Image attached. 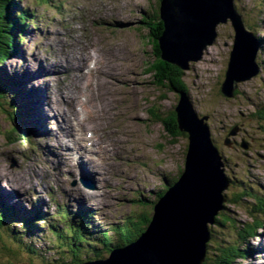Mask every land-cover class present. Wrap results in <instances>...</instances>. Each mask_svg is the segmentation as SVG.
<instances>
[{"label": "rangeland", "instance_id": "rangeland-1", "mask_svg": "<svg viewBox=\"0 0 264 264\" xmlns=\"http://www.w3.org/2000/svg\"><path fill=\"white\" fill-rule=\"evenodd\" d=\"M13 1L17 3L16 0ZM17 4L16 9L28 12V26L15 54L7 56L6 62L1 63L0 80L1 87L4 85L10 90L6 87L3 89L5 91L7 89L11 103L22 105L20 113L25 120L39 116L32 111L36 108L33 109L31 106L34 104L33 100L37 101V92L27 88L41 85L43 89L53 92L55 89H61L63 84L77 86L86 76L82 78L83 70L80 66L75 67L76 77L71 79L65 77L72 72L67 68L59 75L46 70L55 61L62 64L54 56L57 51L67 48L77 52L83 48L84 41L88 40L87 37L98 39L102 49H106L108 45H118L120 59L109 54L108 51L103 53L106 57L100 53L97 56L100 59L104 58L109 66L113 67L112 73L117 72L116 76H109L107 79L105 76L108 75L106 72L109 73V70L106 71L100 60L90 65L89 74V78L93 81L97 76L103 79L105 77L108 81L107 86L101 89L107 95L108 103L94 99V104L102 105L103 102V106L109 111L103 129L97 133L102 138H109L114 147H109L108 153L101 149L98 151L100 160L90 161V166L97 169L96 181H91V178L86 176L85 185L80 183L79 177L82 178V174L73 164L68 152L79 146L84 147L83 145L89 148L90 144L87 145L81 139V137L86 138L85 135L80 136L77 132L72 137L75 141L73 143L70 134L58 120V115H55V123L51 119L48 124L47 140L50 147L57 151L55 155L50 156L53 159L57 156L62 157L63 164L58 167L54 164H50V167L44 164L46 176H41L42 179L40 177L33 179L30 173L35 164L34 158H37L36 152L29 153L28 143L10 142L5 134L10 123L0 117V169L8 173V178L6 177L8 180L12 179L21 186L15 190L18 193L17 206L8 204L7 200L0 196L2 206L9 205L20 213H26L31 204L37 200L43 213L55 217L53 215L57 204L75 209L79 200L85 198L90 208L83 206L77 208L95 209L92 211L97 217H93V224L97 228L124 221L130 213L137 212L145 206L152 215L151 207L159 191L163 190L161 189L163 180L176 178L180 170H184L187 146L186 139L170 137L148 113L154 107L164 118L168 108L174 106L177 108L182 99H185L182 93L178 96L157 88L154 76L149 72V66L154 58L144 38L146 31L142 27H140L142 30H139V23L145 14L151 12L155 0H20ZM102 4L107 5L108 16L101 13ZM234 6L245 25L249 28L258 27L260 32L257 36L264 39V0H234ZM115 9L120 12L118 18L109 16ZM233 36L234 32L229 20L225 24H219L216 27L214 43L206 48L200 60L187 64L182 80L186 86V101L191 103L197 116L207 117L203 123L208 127L213 143L225 161L224 172L227 178L235 181L243 180L262 190L264 189V121L256 118L257 115L254 114L264 107V44L259 48L262 54L259 58L257 56V60H262V72H260L262 75L237 83L235 90H238V95L227 98L221 93V84L224 80ZM77 53L79 57L84 55L81 51ZM28 59L31 63L34 62L33 59L41 61L45 70L36 77L37 81L28 73L29 78L16 83L20 80L21 74L22 77L25 76V67L23 66L22 69L21 65L22 63L26 65ZM12 81H15L16 85H13ZM83 85L86 86V83ZM96 85L93 84L90 91L93 96ZM17 89L28 91L27 97L22 100L18 93L15 97L13 93L19 91ZM30 92L31 97L28 96ZM61 107L64 108L63 105ZM42 113H45L43 108ZM188 116L191 117L189 113ZM18 123L22 128L23 123L20 119L17 120L16 125ZM23 129L26 134L34 138L40 136L37 134L38 131L31 133L24 126ZM64 132L68 137L64 136ZM28 182H30L29 186ZM0 185H3V179L0 180ZM236 186L237 182H233L223 192L227 197L222 203L224 209L218 210L214 218L225 214L235 222L236 227L241 229L250 224L252 219L242 206L228 202L230 193L237 192ZM141 203H145V206ZM23 207L25 210L21 209ZM60 225L58 228L61 227ZM37 226L42 224L38 223ZM213 226L215 225H209V227ZM13 228L19 230V224ZM46 236L50 238L43 227L41 238L35 242L36 252L48 249ZM222 242L227 243L224 239ZM239 245L244 256L236 259L235 264H264V223L255 237L247 238ZM65 252L67 251L64 250L63 253ZM249 252L250 256H247ZM14 253L16 252L11 251L7 242L0 237V264H44L45 261L38 256L33 257L23 253L13 257ZM57 257L58 255L53 257L47 255L46 261L48 264H54L51 261ZM81 260H83L82 256Z\"/></svg>", "mask_w": 264, "mask_h": 264}, {"label": "water", "instance_id": "water-1", "mask_svg": "<svg viewBox=\"0 0 264 264\" xmlns=\"http://www.w3.org/2000/svg\"><path fill=\"white\" fill-rule=\"evenodd\" d=\"M159 18L163 29L157 45L162 62L186 70L188 62L200 60L202 51L214 43L216 27L229 20L234 39L221 93L232 98L238 82L258 74L257 43L234 0H160ZM176 113L178 128L188 142L181 176L153 205L151 220L134 244L92 264L202 263L208 225L222 208L228 182L221 156L209 141L210 132L203 123L206 119L198 120L185 99Z\"/></svg>", "mask_w": 264, "mask_h": 264}, {"label": "trees", "instance_id": "trees-1", "mask_svg": "<svg viewBox=\"0 0 264 264\" xmlns=\"http://www.w3.org/2000/svg\"><path fill=\"white\" fill-rule=\"evenodd\" d=\"M16 1L17 3L20 2V0ZM17 3L13 0H0V67L7 56L15 54L18 44L22 42L21 39L26 26H28V12L16 9ZM159 3L160 0H155V6L151 8V12L145 14L140 20L139 30H142L140 28L142 27L146 31L144 38L150 46L154 58L153 63L149 66V72L153 74L157 88L165 89L179 96L182 92L186 93V86L182 80L184 71L186 70L166 64L160 59L161 54L157 40L163 28L159 20ZM247 29L251 31L258 45L264 44V39L257 36L260 32L258 27H247ZM261 54V49H259L258 58ZM256 62L259 65L260 72H262V60L256 59ZM259 75L262 74L258 71L256 78ZM0 82V117H3L10 123L7 133H5L7 139H10V142L27 140L23 126L21 128L19 123L16 125L17 120H21V115L16 112L19 108L11 103L8 97L9 94L3 90L6 86L3 85L1 87L2 81ZM233 93V96H237L238 90L236 89ZM259 110L254 115H257L256 118L259 120L264 121V107ZM148 113L154 119V122L160 124L164 132L170 137H183L187 140V135L178 128L176 106L168 108L164 118L161 117L160 112L154 107ZM186 150L187 146L185 154ZM182 172L183 169L180 170L176 178H170L166 181V186L168 187L158 194L157 200L162 198L165 192L178 181ZM233 182H237V192L230 193L231 197H228V202L242 206L252 219V222L240 229L225 214H220V217L214 218L213 225L215 226L208 227L209 241L205 245L204 258L201 264H235L236 259L244 256V253L242 254V250H240V242L244 243L247 238L255 237L262 223H264V189L259 190L256 185L252 186L243 180H229L228 187ZM155 203L156 201H154ZM141 204L145 206V203ZM221 207L224 209V205ZM59 210L58 220L54 219L49 225H47V220L45 223L51 235L49 238L50 246L48 243V248L50 247L51 250L56 247L55 249L59 250L57 252L59 256L51 261L54 264H64L66 261H69V264H78L81 261L104 259L112 249L135 243L145 232L152 217L150 210L148 211L145 206L141 210L131 213V216L127 217L124 225L113 228V236H110L107 232L93 231L89 221L85 219L75 221L73 216H68L67 210L63 208ZM33 211L20 215V212L13 210L11 207L0 206V237L7 242L11 251L16 252L13 255L23 253L24 255L33 257L38 256L45 260L43 261L44 264H48V261H46L48 258H45L44 255L45 250H40L38 253L36 252L35 244H33V238L37 236V233L41 232V228L39 231H35L38 224L36 221L39 218H43L40 216L38 210H35L36 214H33ZM15 223H19V230L13 228ZM59 225L61 226L60 228H58ZM216 228L218 229L216 230ZM27 235L30 236V239L26 241L24 239H26ZM222 239L226 240L227 243H223ZM45 240L47 241V236ZM64 250L67 252L63 253ZM81 256L83 260H81ZM247 256H250V252Z\"/></svg>", "mask_w": 264, "mask_h": 264}, {"label": "bare ground", "instance_id": "bare-ground-1", "mask_svg": "<svg viewBox=\"0 0 264 264\" xmlns=\"http://www.w3.org/2000/svg\"><path fill=\"white\" fill-rule=\"evenodd\" d=\"M106 7H107L106 4H102V10H103L102 13L105 16H108L107 15L108 8H106ZM119 13L115 9V11H112L109 14V16H113V17L118 18ZM95 18H97V16ZM159 20H160V18H159ZM77 33H79V32H77ZM87 38H88V40L84 41L83 48L78 50L84 54L82 57L77 56L78 51L74 52V51H70L67 48H64V49L57 51L54 54L55 58L58 61H60L62 64L55 61L51 64L50 67L46 68V70H50L51 72H54V74H56V75L61 74L62 73L61 71H63L66 68L68 70H72V72L65 75V77L71 79V78L76 77L75 67L80 66L81 69L83 70V72L81 73L82 78H84L85 75L86 76L77 86H76V84H74L72 86H70V84L69 85L63 84V87L61 89H55L53 92L43 89L41 85L40 86L37 85L34 88L31 87L30 89L27 88V90H30L32 92H37V94H36L37 101L35 102L33 100L34 104L31 105L33 109L34 108H36V109H34V110H32V108H30V109L32 111H35L39 115L38 117H34V116L29 117L28 120H25L23 114L20 113V110H22V105L21 104L18 105L17 103L15 104L19 108L16 110V112L19 115H21V121H22L25 129L30 130L31 132H32V130L39 132L40 144H39V142H37V143L39 144V148H41L45 151V153L42 152V158L37 159V161H36V163H38L40 167L37 166L36 164H34L32 167V169L34 170L33 173L35 174V176L42 175L46 171L45 167H42L43 162L47 163L49 165V167H50V164H54L55 167H58L60 164H63L62 158L60 156H57L55 159H53L50 156V155H55L57 151H55V149L50 147L51 145H50L49 141L47 140L48 139L47 136H49L48 124H49L51 119H53V122H54L55 115H58V117H57L58 120L61 122L62 126L65 127V129L67 130V133H69L71 137H73V136L71 134L70 127L79 128L80 132L86 131V132H92V133L96 134L99 130L103 129V125L106 123V117L108 118L109 111L103 106L104 105L103 102H102V105L101 104L95 105L94 99H101V100H104L105 102L108 103L109 99L107 98V95L101 91V89L106 87L108 84L107 83L108 81L105 79V77L108 79L109 76H116L117 72L112 73L113 67H110L104 58L100 59L97 56H98V53H100L101 55L106 57L103 53L108 51L109 54L115 55L117 58L120 59V54H119L120 49H119L117 44L108 45L106 47V49H102V47H100L101 43L98 39H95L94 37H87ZM261 44H263V43H261ZM261 44L258 45V43H257L258 50H259ZM205 50L206 49H204L202 51L201 56H203V54H204L203 52ZM257 54H258V52H257ZM33 60H34L33 63H31V61L29 59L26 60V65H23V63H22V65H21L22 69H23V66L25 67V69H24V75L25 76L22 77V74H21L20 80H17L16 83L23 82V81H25V79L29 78L28 73L32 79L37 81L36 77L39 75V73L41 71L45 70V67L41 61H37L35 59H33ZM96 60H100L104 64L103 67L106 68V71L109 70V73L106 72V74H108V75H106L104 77V79L101 76H97L96 79L93 81L89 78V74H90V70H91L90 65L93 64V62ZM189 63L190 62H188V64ZM32 69H33V71H32ZM226 69H227V67H226ZM244 82H246V81H244ZM12 83H13V85H16L15 81H12ZM84 83H86V86L83 85ZM240 83L241 82H238V84H240ZM93 84H97L94 87L95 88L94 96L90 93V91L92 90ZM44 88L48 89V87H44ZM7 89H6V91H7ZM37 89H38V91H37ZM17 90H19V91H16L13 93V95L15 97H16L17 93L19 94V96L21 97L22 100L27 97L28 91L26 92L25 90H22V89H17ZM85 91H87L88 93L85 94L84 93ZM182 94L186 100V97H187L186 93L182 92ZM28 96L31 97V92L29 93ZM189 104L191 105V103H189ZM36 105H38V107H35ZM62 105L64 106V108L61 107ZM42 108L45 110V113H42ZM32 111H30V112H32ZM184 111L186 113V116H188V110L184 109ZM192 113L198 120L203 119L202 117L197 116L195 111H192ZM32 114H33V112H32ZM82 114L84 116H82ZM204 118L207 120L206 116H204ZM51 130H52V128H51ZM67 133H64V135L66 137H68ZM209 136H210L209 141H212V143H213L211 135H209ZM87 142L91 145V147L88 148L85 145H83L84 147L79 146L75 150L69 152L70 153L69 157L71 158L73 164L75 166H77L78 171H80L81 174H83L84 176H89V178H92L91 180L96 181L97 169L92 168V166H90V161H92V160L95 162L99 161L101 157L98 155L99 154L98 151L103 149V151L105 153H108V148L114 147V144H112V141L109 138H102V137H99L96 140H94L93 137H91V139H87ZM106 148H107V150H106ZM220 156L221 155H219V157ZM221 160H222V162H224L222 157H221ZM7 175H8V173L5 170L0 169V180L3 179V185H0V193H3V195L6 199H9V200H7L8 202H13L12 200H10V198L12 196V192H15V190L18 189V187L20 185L12 179L8 180ZM79 179H80V177H79ZM29 185H30V182H28V186ZM12 198L16 199L17 195L13 194ZM78 205L90 208V205L88 204V202L85 198H81V200H79V202H78ZM92 210H95V209H92ZM70 235H71V232H70ZM208 237H209V233H208ZM208 241H209V239H208Z\"/></svg>", "mask_w": 264, "mask_h": 264}]
</instances>
